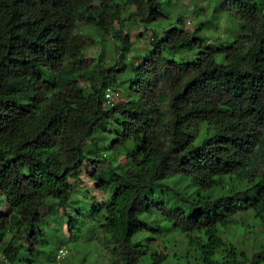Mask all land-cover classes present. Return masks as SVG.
I'll list each match as a JSON object with an SVG mask.
<instances>
[{"label": "trees", "instance_id": "obj_1", "mask_svg": "<svg viewBox=\"0 0 264 264\" xmlns=\"http://www.w3.org/2000/svg\"><path fill=\"white\" fill-rule=\"evenodd\" d=\"M162 2L0 0V264H42L32 254L43 212L58 215L85 167L97 188H114L90 217L110 241L109 264H174L175 253L155 250L175 242L171 232L187 236L188 264H264V245L249 252L223 239L241 212L264 227V1L221 0L231 42L214 48L198 36L202 23L190 32L179 18L127 63L123 23L158 22ZM86 27L115 41L114 57H84L102 42ZM192 48L193 62L175 59ZM98 130L114 132L111 158L95 149ZM179 177L188 195L174 208L180 192L168 181Z\"/></svg>", "mask_w": 264, "mask_h": 264}, {"label": "rangeland", "instance_id": "obj_2", "mask_svg": "<svg viewBox=\"0 0 264 264\" xmlns=\"http://www.w3.org/2000/svg\"><path fill=\"white\" fill-rule=\"evenodd\" d=\"M162 1L160 12L163 18L158 22L143 24L138 20L132 19L123 23V31L129 35L132 43V47L126 55L129 60L127 63L138 64L143 60L152 49L150 44L153 43V34L160 38L163 33L177 26L176 21L179 18H183L184 29L190 32L194 31L202 23L203 27H201L198 36L211 39L207 43H212L211 45L214 48L231 42L232 39L228 38V36L231 34L230 29L235 27V23L229 20L227 14L217 7L221 0H169L168 4L164 2L165 0ZM85 32L102 40L100 45L89 48L84 52L86 59L94 61L97 58L114 57V40L112 41L108 35H104L101 29L94 27H86ZM197 53L198 50L192 48L181 54V58L175 57V59L186 63L193 62ZM131 76L132 71L128 68L120 80L128 79ZM128 86L127 82L119 85L122 95L128 92ZM122 95L120 101L125 99ZM111 135H114V132L106 134L98 130L93 136L96 140L95 149L97 152L99 154L105 153L109 158L113 156L112 150L107 149L112 142L113 136ZM89 146L90 143L88 142L84 144L85 148ZM119 162L124 163V158H120ZM90 171V168L85 167L77 178L70 179L69 183L72 191L65 207L58 211V215L54 216L55 211L52 209L43 212L44 217L49 216L50 219L47 223L40 224L36 228L37 231H41L42 236H39L37 239L39 243L34 247V253L32 254L34 261H40L42 264H53L54 257L52 254L58 248L67 250V254L61 264H109L112 260L110 241L97 231L90 217L97 205L110 200L114 193V188L111 185H107L105 188H97V182L90 176ZM241 178H245V176ZM111 179L112 174H109L106 182L110 183ZM184 182L185 179L183 177L168 181L170 187L180 192L179 196L172 198L171 207H186L183 199L188 195V191H186ZM151 208L154 211L157 209L155 206ZM5 209L6 203L3 198H0V214L4 213ZM188 213L192 214L193 210L189 209ZM140 219L144 220L142 217ZM236 220L241 223V226L228 229L224 233L223 239L234 244L243 245L249 252L254 248L257 249L259 245H264V227L262 222L257 221L248 212L237 214ZM67 225L71 226V231L67 228ZM172 233H169L167 238H173L175 242L170 241L171 244L166 248V246L157 241L155 245L156 252L167 257H172L175 253L177 257L173 261L174 264H188L185 257L190 255L191 249L188 247L187 236L182 234L173 236L171 235ZM167 238L163 237L161 241H165ZM20 241L23 245L26 239L22 238ZM175 245H178V247H175ZM23 248L25 250L28 249L26 246ZM25 255L27 257L30 256L28 251ZM1 260L2 257L0 256V262Z\"/></svg>", "mask_w": 264, "mask_h": 264}, {"label": "built area", "instance_id": "obj_3", "mask_svg": "<svg viewBox=\"0 0 264 264\" xmlns=\"http://www.w3.org/2000/svg\"><path fill=\"white\" fill-rule=\"evenodd\" d=\"M106 101L110 102L113 100V94L110 90H107L104 95ZM67 254V250L65 248H59L54 256L53 264H61V261ZM4 264H11L8 261H4Z\"/></svg>", "mask_w": 264, "mask_h": 264}, {"label": "clouds", "instance_id": "obj_4", "mask_svg": "<svg viewBox=\"0 0 264 264\" xmlns=\"http://www.w3.org/2000/svg\"><path fill=\"white\" fill-rule=\"evenodd\" d=\"M57 252V251H56ZM56 254V253H55ZM55 256V255H54Z\"/></svg>", "mask_w": 264, "mask_h": 264}]
</instances>
